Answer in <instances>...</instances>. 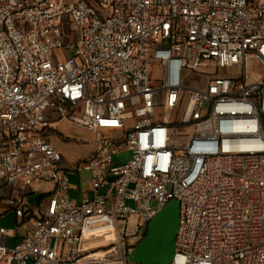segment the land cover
<instances>
[{
  "label": "built area",
  "instance_id": "1",
  "mask_svg": "<svg viewBox=\"0 0 264 264\" xmlns=\"http://www.w3.org/2000/svg\"><path fill=\"white\" fill-rule=\"evenodd\" d=\"M73 40L80 62L57 53ZM62 121L121 135L76 197ZM6 187L29 227L9 245L0 218V264H137L130 239L172 200L171 264H264V0H0Z\"/></svg>",
  "mask_w": 264,
  "mask_h": 264
},
{
  "label": "rangeland",
  "instance_id": "2",
  "mask_svg": "<svg viewBox=\"0 0 264 264\" xmlns=\"http://www.w3.org/2000/svg\"><path fill=\"white\" fill-rule=\"evenodd\" d=\"M73 40L70 48L65 52L60 50L57 52L62 59L67 57L76 58L78 48ZM80 62V61H79ZM155 76H158L160 71L158 67L154 69ZM52 127L54 132L50 135V141L52 145L59 151L62 159V167L70 175L71 185L73 187L72 196L76 197L80 192H86L89 190L88 180L90 177L89 171L84 168L89 159L97 152L100 146L99 139H114L119 138V136H114L113 132H105V138L102 134H94L86 129L77 127L70 122L62 121L59 123L53 122ZM132 152L127 149L119 150L115 155H113V164L123 165L131 161ZM82 167L78 172L77 168ZM42 192L36 195H31L28 197V202L30 205L37 206L38 202L49 194L53 186L51 184H44L42 187ZM11 188H4L0 191V208L9 207L7 200L11 197ZM9 209V208H8ZM1 225L14 233L16 238H22L25 236L29 224L23 222L22 219H16L15 214L12 211H8L6 215L2 216ZM145 231L143 230L140 235L136 238H131V246H137L140 241L144 238ZM134 249L131 250V255H133Z\"/></svg>",
  "mask_w": 264,
  "mask_h": 264
},
{
  "label": "water",
  "instance_id": "3",
  "mask_svg": "<svg viewBox=\"0 0 264 264\" xmlns=\"http://www.w3.org/2000/svg\"><path fill=\"white\" fill-rule=\"evenodd\" d=\"M179 227V203L170 201L147 225L144 238L136 246L137 264H171Z\"/></svg>",
  "mask_w": 264,
  "mask_h": 264
},
{
  "label": "crops",
  "instance_id": "4",
  "mask_svg": "<svg viewBox=\"0 0 264 264\" xmlns=\"http://www.w3.org/2000/svg\"><path fill=\"white\" fill-rule=\"evenodd\" d=\"M9 207H7V206H5V207H1L0 208V218L2 219V216H4V215H6V213L8 212V211H10L9 209H8ZM35 208H36V210L38 209V207L37 206H35ZM34 208V209H35ZM19 240V238H16V240H9V245H13V243H15L16 241H18Z\"/></svg>",
  "mask_w": 264,
  "mask_h": 264
}]
</instances>
